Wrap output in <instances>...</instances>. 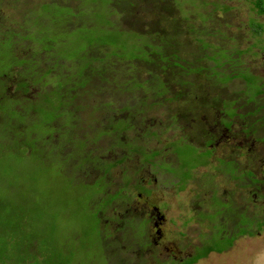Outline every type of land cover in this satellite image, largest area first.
<instances>
[{
  "label": "trees",
  "instance_id": "16d2710c",
  "mask_svg": "<svg viewBox=\"0 0 264 264\" xmlns=\"http://www.w3.org/2000/svg\"><path fill=\"white\" fill-rule=\"evenodd\" d=\"M179 1L42 0L26 7L21 20L5 19L0 4V13H3L0 16V149L32 157L47 169V184L40 187L48 196L54 197L56 192L63 194L71 186L85 188L81 189L84 197L77 202L76 210L64 202L63 208L67 210L55 215L50 213L42 193L24 199L23 187L7 183L14 196L7 201L0 200V207L4 208L0 212V264H84L82 257L98 247L104 249L109 263L107 245L110 240L114 246L120 243L113 240L115 236L109 229V222L116 221L117 217L106 212L115 213L117 207L124 205L125 208L131 203L137 177H122L123 183L109 189L111 182L103 175L92 182L93 178L86 175L87 166L122 164L124 176V167L133 157L145 159L144 165L138 161L139 168L148 165L150 157L145 155L143 145L160 138L165 140L164 145L151 154L152 159L159 152L166 153L165 147L175 149L177 145L187 147L184 153L190 155L197 148L195 124L189 115V109L194 108H182L181 104L174 109L171 103L181 97L191 94L194 98L190 102L195 100L198 108L215 110L218 99L214 95L204 100L207 96L204 88L223 87L233 79H241L252 89L258 87L252 94L255 98L262 95L258 84L262 77L258 76L257 81L242 66L241 54L235 56L227 49H218L223 53L221 57L210 58L205 54L203 40L213 34L207 27L208 22L201 27L199 18L184 16L178 7ZM250 2L254 12L264 15L263 0ZM168 7L179 13L180 22L172 31L165 27L146 31L132 29L138 23L135 16L140 17L147 8L168 11ZM230 9L213 8L203 13L209 12L212 21L216 13H228ZM126 17H131V21ZM127 22L130 29L122 24ZM189 37L200 50L193 63L181 55V48ZM11 84L15 87L13 90ZM197 91L200 94L195 95ZM240 92L236 93L238 97L243 94ZM238 100H220L223 104L220 111L227 116L234 109L228 118L243 115L237 111ZM163 107L168 110L165 117ZM88 108L91 117L84 122L80 113ZM232 123L230 120L221 126L230 128ZM254 130L249 126L243 132L254 134ZM170 131L172 136L162 137ZM105 140L107 147L103 150L113 153L112 162L87 147L94 141ZM224 163L233 166L231 174H224L237 179L248 174L237 168L235 158ZM109 170L110 166L106 172ZM25 178L26 182L32 180ZM234 206V215L241 219L240 224H250L248 233L254 234L259 221L257 214L253 211L246 214L241 207ZM80 209L84 210L81 214ZM119 222L118 241L128 244L129 240V247L135 231L131 226L137 221L124 218ZM119 261L118 264L126 262ZM146 263L141 256L140 264Z\"/></svg>",
  "mask_w": 264,
  "mask_h": 264
},
{
  "label": "rangeland",
  "instance_id": "374dc122",
  "mask_svg": "<svg viewBox=\"0 0 264 264\" xmlns=\"http://www.w3.org/2000/svg\"><path fill=\"white\" fill-rule=\"evenodd\" d=\"M15 1L16 0L1 1L0 4L1 6L3 5L2 8L4 9L5 19L9 20L14 17L18 20H21L22 12L23 10L25 11L26 7H32L42 2V0H18V2L15 3ZM250 1L251 0H181L179 1L178 7L181 8L184 16L194 15L193 18H199L198 21L201 23V27H205L204 22H208L207 27L209 28L211 34H213L208 37H205V39L203 40L205 44L210 45H203L204 49H206L205 54H207L210 58L223 56V53L218 49H227L233 52L235 56L241 54L239 58L242 61V66L248 67L250 71L257 73L259 76L262 77V79H264V53L260 52H264V15H258V13L254 12ZM212 7L215 10L222 11L225 10V8L231 9L228 13H216L212 18L213 20L211 21L212 16L210 15V13H204L206 11L212 10ZM168 8V11H159L147 8L148 11L146 13L144 12L140 17L135 16V20H138V23H136L135 26H132V29L138 31H146V29L157 30L165 27V30L172 31L174 25L177 22H180L178 15L179 13H175L172 11L175 8ZM171 12L172 15H170ZM143 15L146 16V18L144 17L145 19H142ZM0 16H3V13H0ZM127 18L128 17H126V19ZM127 20L131 21V17ZM133 20L134 18L132 17V21ZM209 21H211V23ZM195 23L199 24L197 21H195ZM122 24L127 29H130V22ZM7 25L11 26L8 23ZM13 26L15 27L17 25L12 24V27ZM185 42L186 44L184 48H181V55L185 59H188L190 60V62L193 63L197 60L196 56L200 55V50L198 48L199 45L194 42L193 39L190 37L186 38ZM2 49H5L4 45L2 46ZM224 67L227 68V66ZM14 88L15 87L13 86V84H11L10 89L13 90ZM257 90L258 87L253 89L250 85L246 87L245 83L241 79H233L226 86L223 87L212 88V86H210L204 88V92H206L207 95L204 100H209L211 97H214V95L217 97V108L215 110L198 108V106L195 104V100L192 103L190 102V98H194V96H192L191 94L181 97L178 102L171 103V105L174 106V109L177 107L180 108L181 104L182 108L183 106H189L190 108H194V110L192 111L189 109V115L191 116L190 119H193L192 123L195 124L194 143L196 145L203 146L204 138H202V132H213V135L215 134L216 136L215 142L217 143L215 153L216 158L224 160L235 158L238 169H251L253 171L252 173L254 176H258L263 179L262 176L264 175V142L253 141L255 139H264L263 123L259 122L258 119H255L256 117H244V119H242L243 116L239 114L237 115L238 117L233 120V123L231 124V128L229 130L222 129L221 127L217 130H214L215 126H213L214 121L218 122L220 119H223V121H227V118H224V116L222 117L221 115L223 104L220 100L230 101L231 98H238L239 100L236 105H238L239 107L237 111L245 113L248 108L252 109L255 105L249 102L244 103L246 96L248 95L249 98H252L253 92L255 93ZM262 90H264V85ZM240 91H243V94L238 97L236 93H241ZM196 94H200V92L197 91L195 95ZM106 95L109 96V94ZM29 96H31V94H29ZM199 97L202 96L199 95ZM255 101L256 103L259 102L264 106V91H262V95L256 97ZM89 111L90 110L88 108L80 113L81 120H83L84 122H88L89 118L91 117V115H89ZM161 111H163L162 115L165 117L167 115L168 110L163 107ZM234 111L235 110L232 109L228 112V115L233 114ZM164 117L161 118H163V121H166ZM247 123H249L248 125L252 124V126L256 128L254 134H247L243 132V130L246 129L245 127ZM186 125L187 124H185V126ZM169 136H172L171 131L166 133L162 137L168 138ZM143 146L145 151L149 153V150H151L152 148H155L156 150L162 148L163 142L158 143L157 145L156 143H154V141H149ZM22 147L26 148V145H23ZM87 147L89 148V150L94 151L95 153H99L101 155H113L112 152L103 150V148L107 147L106 140L103 142L94 141V143H89ZM95 149L99 151H95ZM175 152L176 154L180 152V148L178 146H175ZM179 155L180 159L182 158V160L186 161V163L189 164V155H186L184 153H181ZM191 158L193 157L191 156ZM139 159V157H133L132 159H130V161L127 163L126 168H129L130 166L138 167V161L142 162V164L144 165L145 159H142V161ZM160 159L169 163L170 165H174L176 163L175 155L170 153H165L164 155H161ZM148 165L151 172H159V170L162 171L165 168V164L158 165L157 162L148 163ZM148 165L146 164V166L143 167L144 170L139 174V177L148 176V174L146 173V171L148 170ZM213 165L215 168L213 167ZM212 167L213 170L211 169ZM44 170L45 168H43L41 165H38L32 157L24 156L20 153H8L5 149H0V200L7 201L8 198L14 196L12 195L13 189L8 187L7 185V183L10 182L15 184L19 188L21 186V188L23 187L26 190V195H23V193L20 192L23 195L24 199H30L32 196H37L39 195V193H42L43 199L47 203V207L50 210L51 214L54 213L55 215H58L59 211H66L67 208H63L64 202L68 203L69 207L71 206V209L76 210L77 202L82 200L84 197V191L82 190H84L85 188L83 189V187L71 186V188H68V190L63 194L56 192L54 197H51L53 195L48 196L46 194L49 193H45V191H42V188L40 187L47 184L48 180L47 173L49 174V171L47 169L45 171ZM131 171L132 172H125V175L123 177L125 179L134 178L136 171H134V169H131ZM232 171L233 166H229V164L221 162V160L219 161V163L211 162L205 167L196 168V170H194L196 182L194 183V186L191 187V189L193 190V192L199 193L200 195L199 200H197L198 202H196L197 204H193V202L195 201L193 197L189 194V191L187 189L181 191L178 195H174V193L172 192L173 187L171 185H168V188H165V193H162L161 189H164V187H160V185L158 189H155V182L151 186H148L149 188H152L155 191L152 195V198L150 199L156 202L157 205L163 203L164 206L162 208L159 206L160 210L166 214L168 220H173V223L170 224V231L172 232V236L176 239L178 244L200 245L199 235H209V228L211 227L210 224L204 223L200 225L195 221H191L189 222L188 226L184 229L183 226H181V218L185 217L186 219H189L190 217H192V208H196L199 206L203 208L209 206L208 199L210 194L209 192L211 190H216L217 195L220 196L233 190L234 182L231 181L224 174L220 173L226 172L231 174ZM168 176L171 177V174H169L167 171H163L161 176L157 175V177H160L161 179H164ZM25 177H29V179L31 178L32 180L26 182L25 180L27 179ZM111 177V182H113V184L109 186V189L114 188V184H116L120 180L119 171L114 169L111 173ZM210 178L213 179V182L211 180L208 181V179ZM152 179H154V177H152ZM165 179L166 180H162L161 182L164 185H167L168 179ZM171 179L173 178L171 177ZM43 181L46 183H44ZM63 182H65V180ZM253 185L257 187L255 183H253ZM77 188H79V190ZM262 193H264V188ZM241 195L242 193L238 189L233 195L235 203H237V205L240 204L237 207H241L243 204L242 200L244 199L241 198ZM15 196L17 197V193ZM246 197L247 195H245V198ZM261 199L263 202H260V200L249 202L247 204L246 210H256L257 204L262 205L264 203V197H262ZM128 206L131 207V209H128L129 211H127ZM127 207L124 208V205L123 208L121 206L117 207L115 213L111 212L110 210L106 212V214H108L109 216H116L118 218L116 220V223L109 222V229L110 232L113 233L115 236L113 240L116 239L117 242L120 243L119 246H114L113 242L110 240L111 238L109 239V245H107L105 249L107 251L106 256L109 260V263H106L104 249H100L99 247L96 250L90 249L89 253H86L85 258L82 257L81 262H83L84 264H118L120 262L119 260L121 259L123 261H126L125 264H140V257L143 256L141 254L142 252H138L137 250L133 249L131 245L128 247V244L130 242L129 240L127 242L128 244H121L122 242L118 241V239H120V233L118 231V228L121 226V222L119 221L124 218H132V212H135L133 204H129L127 205ZM1 210H4V208L0 207V212ZM82 211L84 210H79L80 214ZM260 218L264 219V217ZM137 226H141V223H138ZM182 230L186 231V237H180V235L183 236L182 234H179ZM178 237H180V241L177 240ZM223 246L224 244H218L216 247L213 248L214 250H216L215 252H219V250ZM115 247H117V249ZM206 251L207 248L205 249V252ZM147 254L149 255V253ZM166 255V252L161 249V259L159 260L165 261L166 258L163 257H165ZM11 258H13L12 255ZM147 258L148 256L146 257L145 255V259ZM17 259H19V257ZM78 262L80 261L75 260V263ZM147 262L148 263L146 264L153 263L151 260H148ZM189 262H191L190 259L186 262L184 261L185 264H190ZM193 264H264V231L261 232V234L259 235L257 233L251 234V236L239 235L232 243L231 247L228 248V250H226L225 252L220 254L212 253L205 258L199 259Z\"/></svg>",
  "mask_w": 264,
  "mask_h": 264
},
{
  "label": "flooded vegetation",
  "instance_id": "af4514ba",
  "mask_svg": "<svg viewBox=\"0 0 264 264\" xmlns=\"http://www.w3.org/2000/svg\"><path fill=\"white\" fill-rule=\"evenodd\" d=\"M261 53H264L260 51ZM259 52V53H260ZM248 68V67H247ZM249 69V68H248ZM253 77L257 78L258 81V74L254 73L253 71L248 70ZM258 84L261 86V89H263L264 85V79L258 82ZM262 84V85H261ZM264 91V90H263ZM256 95L252 96L254 97V100L249 98L248 95L246 96L245 103H253L254 108L250 109L248 108L245 113H242L243 118L247 117H256L255 119H258L259 122L263 123L264 126V106L260 104L259 102L256 103L255 98ZM260 96V95H259ZM259 105H261L259 108H257ZM241 113V112H238ZM246 114V115H245ZM222 117L227 118V121H223V119L219 120L218 122L214 121L213 126H215L214 130H217L218 128H222L225 130H229L231 128L229 127H224L221 126L222 123H227L230 122V120H234L237 118L238 114H235L233 117L230 116L228 118L225 116L224 113L221 112ZM221 123V124H220ZM247 123L245 128H248L251 126V128H256L252 125H248ZM254 130V131H255ZM202 138H204L203 146L197 145L196 150H192L189 158H190V165H193V168L186 163V161L180 159L179 153L176 154L175 149L173 147H165L166 148V153H170L175 155L176 157V163L174 165H170L169 163L162 161L160 159L161 155H164L165 153L159 152L156 158L154 157L153 159L151 158V154L154 152H158L155 148H152L148 152H145V155L150 157V162L148 163H153L157 162V164H165V168L159 172H151L149 165H148V170L146 173L148 174L147 177H139V174L143 172L144 168L141 167H129L126 168L127 164L125 165L124 169L125 172H132L131 169H134L136 171V174L134 175V178L137 176V181H136V188L134 190V193L131 197V203L133 204L135 212L133 213L134 220L137 221L135 223V226H131L132 228H135L134 233L132 234L133 240L130 243L132 248L137 250L138 252L141 251L142 257L145 258L148 256L146 259L151 260V261H158V264H184V261L186 262L187 260H191L192 262H196L199 259L205 258L209 256L212 253H223L228 248L231 247L232 243L235 241V239L240 235V236H251L248 233V230H251L250 224L248 225L247 223H241L239 218H237L234 215V205H237L235 203L233 195L234 193L238 190L241 191L242 195L241 198L244 199L242 200L243 204L241 206V209H243L246 214L250 213L251 210H246L247 204L251 201H256L260 200L262 201V197H264V193H262L263 188H264V175L262 176L263 179H261L258 176L253 175V171L251 169H239L241 172L248 173L246 175H243L241 179H237L234 177L229 176V174H224L227 176L231 181L234 182V189L231 190L230 192L224 194V195H217L216 190H211L209 193V199L208 203L209 206L206 207H196L192 208L193 215L189 219H186L185 217L181 218V226L185 229V227L188 226L189 222H197L198 224H210L211 227L209 228V235H199V244H178L176 239L173 238L172 232L170 231V224L173 223V220H168L167 216L165 213H163L160 210V207L162 208L164 206L163 203H160V205H157L156 202L152 201V195L154 194V190L152 188H149L148 186H151L152 184L156 185L155 189H158L159 185L160 187H164L162 190V193H165L166 190L165 188H168V185H171L173 187V193L174 195H178L181 191L187 189L189 191V194L193 197L194 201L193 204H197V200H199V193L193 192L191 189L192 186H194V183L196 182V177L194 175V170L198 167H205L209 165L211 162H217L221 160V162H224V159L216 158V145L217 143L215 142L216 136L215 134L213 135V132L208 131V132H202ZM254 142H264V139H255L253 140ZM164 142L160 141V139H157L154 141L158 145V143ZM194 144V143H193ZM199 144V143H198ZM195 145V144H194ZM181 153H184L185 146L182 145H177ZM196 147V145H195ZM190 149V148H189ZM187 155V153H184ZM105 155H101V157ZM112 155L109 154L107 157L110 162H112ZM178 156V157H177ZM191 156L193 158H191ZM111 158V159H110ZM98 164V163H97ZM96 164V165H97ZM71 166V164H68ZM96 165H93L91 163L88 167V172L87 176L93 177V181L98 179V175H103L106 177V181H112L111 173L112 171L118 170L119 171V178L120 180L114 184L116 188L120 183H123V167L122 164H117L116 163H107L104 164L103 166L96 167ZM140 165V163L138 164ZM189 165V166H188ZM110 166L109 172H106L107 167ZM129 166V165H128ZM195 166V167H194ZM214 167V165H213ZM213 167L211 168L213 170ZM215 168V167H214ZM163 171H167L169 174H171V177H165L168 179V184L164 185L161 181L166 180L161 179L160 177L158 178L157 175H162ZM85 175V176H86ZM188 175V177H187ZM186 176L187 178L184 179L183 177ZM206 176V175H205ZM154 177V179H152ZM133 179V178H132ZM87 180V179H86ZM185 180V181H184ZM212 181L213 179H208V181ZM87 182H90V180H87ZM91 182V183H92ZM252 183V184H251ZM253 183L257 185L254 186ZM113 184V182L110 183V185ZM109 185V186H110ZM189 188V189H188ZM194 194V195H193ZM196 194V195H195ZM245 195L247 197L245 198ZM162 204V206H161ZM264 204V203H263ZM257 204L256 210L254 209L253 212L257 214V218H259L258 224L254 227L257 231L258 235L261 234V232L264 231V219L260 217H264V205ZM240 205V204H238ZM160 206V207H159ZM192 207V206H191ZM206 208V209H205ZM127 209H131L130 206L127 207ZM129 211V210H127ZM126 212V211H125ZM229 213V214H228ZM131 218V219H132ZM237 218V222L235 223ZM118 219V218H115ZM114 223L116 221L112 220ZM138 223H141V226H137ZM133 228V229H134ZM132 229V230H133ZM244 229V231H243ZM253 229V230H254ZM242 230V231H241ZM241 231V232H240ZM133 232V231H132ZM136 234V236H135ZM179 234H182L183 236L180 235V237H186V231L182 230ZM180 237H178L177 240H181ZM151 239V240H150ZM218 244H224V249L222 252H215L213 247H216ZM222 247V248H223ZM226 247V248H225ZM207 248V251L205 252V249ZM161 249H163L166 252V256L163 258H166L165 261H160L161 259ZM160 250V252H159ZM149 253V255L147 254ZM201 254V255H200ZM160 256V257H159ZM159 257V258H158Z\"/></svg>",
  "mask_w": 264,
  "mask_h": 264
}]
</instances>
